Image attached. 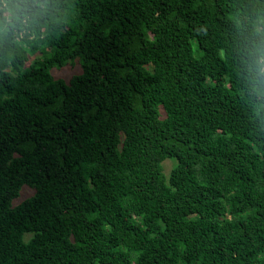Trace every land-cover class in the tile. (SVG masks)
I'll return each mask as SVG.
<instances>
[{
	"label": "trees",
	"instance_id": "obj_1",
	"mask_svg": "<svg viewBox=\"0 0 264 264\" xmlns=\"http://www.w3.org/2000/svg\"><path fill=\"white\" fill-rule=\"evenodd\" d=\"M262 56L264 0H0V264H264Z\"/></svg>",
	"mask_w": 264,
	"mask_h": 264
},
{
	"label": "rangeland",
	"instance_id": "obj_2",
	"mask_svg": "<svg viewBox=\"0 0 264 264\" xmlns=\"http://www.w3.org/2000/svg\"><path fill=\"white\" fill-rule=\"evenodd\" d=\"M33 58H31L32 60ZM79 72H81V65L79 64L78 61H76L74 64L70 63L68 65H66L63 68H59V69H54L53 70V74L55 77L57 78H64L66 80H70L75 74H78ZM176 161L174 159H167L164 164H163V169H164V173L165 174H170L171 170L173 169L174 165ZM195 171L198 173L199 169H195ZM33 194V191L29 188H26L23 192H22V198H18V202H20L21 200L25 199L26 197H29ZM21 199V200H20ZM16 200V203H17Z\"/></svg>",
	"mask_w": 264,
	"mask_h": 264
},
{
	"label": "clouds",
	"instance_id": "obj_3",
	"mask_svg": "<svg viewBox=\"0 0 264 264\" xmlns=\"http://www.w3.org/2000/svg\"><path fill=\"white\" fill-rule=\"evenodd\" d=\"M260 71L262 73H264V56H262V58H261V68H260Z\"/></svg>",
	"mask_w": 264,
	"mask_h": 264
}]
</instances>
